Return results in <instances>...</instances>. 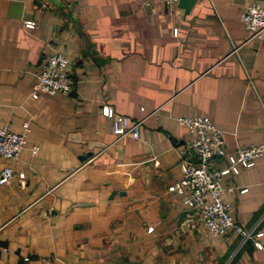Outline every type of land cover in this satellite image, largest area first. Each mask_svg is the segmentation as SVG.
<instances>
[{
    "label": "crops",
    "instance_id": "1",
    "mask_svg": "<svg viewBox=\"0 0 264 264\" xmlns=\"http://www.w3.org/2000/svg\"><path fill=\"white\" fill-rule=\"evenodd\" d=\"M58 1L0 0V126L31 125L19 156H0V171L11 163L26 175L24 186L17 176L0 185V264H264L253 239L211 236L168 189L194 140L182 116L210 117L228 153L264 143V37L249 39L241 18L254 0H197L188 13L145 0ZM56 50L74 90L32 98ZM105 104L142 121L141 137H118ZM222 184L234 218L264 243V154Z\"/></svg>",
    "mask_w": 264,
    "mask_h": 264
},
{
    "label": "built area",
    "instance_id": "2",
    "mask_svg": "<svg viewBox=\"0 0 264 264\" xmlns=\"http://www.w3.org/2000/svg\"><path fill=\"white\" fill-rule=\"evenodd\" d=\"M164 2L168 6L177 5L179 0H145L152 5ZM245 29L250 33L249 39L264 37V0H254L246 6L241 15ZM25 26L31 29L36 22L26 20ZM178 29H174L177 35ZM71 62L68 56L60 51H54L46 60L41 70L35 74L31 97L38 98L41 93L55 95L59 92L70 94L74 90V79L70 71ZM103 115L113 120V130L118 137L131 135L136 139L141 137L142 121L133 120L130 116L118 113L112 106H103ZM178 122L194 135L191 141L180 153L182 169L181 178L169 186V191L183 196L184 204L197 210L204 228L213 237L227 234L231 230L240 234L244 240L253 239L259 249H264V243L258 240L263 232L253 233L245 225L238 222L232 212V204L223 199L226 188L222 184L228 174H238L241 169L253 167L264 154V143L249 144L236 148L228 153L224 131L210 117L204 115L182 116ZM31 131L29 121L23 123L22 131L16 132L9 126H0V156L7 160H15L26 148L28 134ZM38 146L32 147L36 154ZM17 176L20 184L25 185L24 172L16 174L13 165L9 163L0 171V185L11 183ZM228 190L234 191L235 187ZM247 191L243 188L240 192ZM154 227L148 228L153 231Z\"/></svg>",
    "mask_w": 264,
    "mask_h": 264
},
{
    "label": "water",
    "instance_id": "3",
    "mask_svg": "<svg viewBox=\"0 0 264 264\" xmlns=\"http://www.w3.org/2000/svg\"><path fill=\"white\" fill-rule=\"evenodd\" d=\"M55 1L56 3H59L58 0H53ZM197 0H179L178 4L180 7L184 8L185 9V12L188 13L191 11V9L193 8L194 4L196 3ZM60 4V3H59ZM93 155V152L92 151H89L83 155H80V160L81 161H84L86 160L87 158H89L90 156ZM116 193L115 191L113 192V194ZM112 197V196H111Z\"/></svg>",
    "mask_w": 264,
    "mask_h": 264
}]
</instances>
